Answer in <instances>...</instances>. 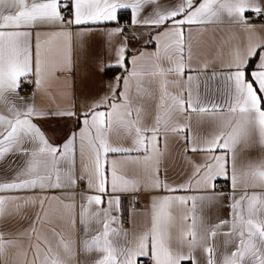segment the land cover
Here are the masks:
<instances>
[{"label": "snow or ice", "instance_id": "1", "mask_svg": "<svg viewBox=\"0 0 264 264\" xmlns=\"http://www.w3.org/2000/svg\"><path fill=\"white\" fill-rule=\"evenodd\" d=\"M118 10L153 50L132 53L136 32L106 30L115 59L95 70L122 75L79 105L38 104L55 103L53 82L87 64L92 26ZM247 12L264 16V0H0V221L28 220L0 230V264H264V35ZM209 25L244 39L209 56L194 40ZM51 119L75 128L54 140L40 123ZM170 139L187 170L179 184ZM81 181L79 204L50 195ZM144 194V227L129 233L121 199ZM224 203L228 216L213 219Z\"/></svg>", "mask_w": 264, "mask_h": 264}, {"label": "crops", "instance_id": "2", "mask_svg": "<svg viewBox=\"0 0 264 264\" xmlns=\"http://www.w3.org/2000/svg\"><path fill=\"white\" fill-rule=\"evenodd\" d=\"M63 10V15L65 18L70 17V12L65 14ZM126 12L127 19L131 24V11L130 10H118L116 21H105L101 22L99 25H93V32L89 37V58L87 64L85 65L83 61L77 69L66 78H61L59 81L53 82L50 92L52 97H54L55 103L52 102L50 97H42L37 95L36 102L43 106H68L73 101L79 105L85 97H94L98 94H103L107 90L109 83L113 81L114 76L122 75V70L115 69L111 72L107 71V74L100 73L95 70V66L98 62L103 61L107 63L114 62V54L112 51V44L116 41L113 40L109 42L108 38L104 35L106 30H112L114 28H122V19H120V13ZM246 17L250 24H253L259 31L260 35H264V16H258L261 18L260 21H256L257 17L252 12H247ZM141 31L145 32L144 37H140L139 33ZM133 32L137 33V39L129 40V47L132 53H136L139 50L147 49L148 51L153 50V46L145 45L144 40L147 39V30L139 29L131 24V34ZM123 36L126 34L123 33ZM230 36H235V39L231 40V44H239L244 39V33L237 26L232 25H209L207 31L201 34L194 35V40L201 45L202 51L206 52L207 55H215L216 52L223 46L225 53L229 47L228 44L224 43ZM256 66V64H255ZM255 66L251 69H255ZM87 75V80L82 82V77ZM213 88H215V83H213ZM201 91L203 89L201 88ZM65 92H70V95L65 94ZM32 93V92H31ZM31 93H25L22 95L29 96ZM41 126L46 130L47 134L54 140H60L64 134L75 128V124L71 120H44L41 121ZM169 154L165 161L167 166V176L170 183L179 184L182 183L187 175V170L182 157V148L174 140L170 139L168 144ZM223 185V188H217V190H222L225 193L230 191L228 183L223 179L217 182ZM88 192L87 185L85 181H81L75 192L65 191L60 193L59 191L50 193V195H64L66 199H71L75 197L77 204L80 203V198L82 194ZM140 200V208H135L132 205L133 198L131 196H124L121 199V221L123 227L129 231V233L141 230L145 224L144 211L148 205L150 197L147 194L138 197ZM34 213V209H27V215L31 217ZM211 216L215 219L217 216L226 218L228 216L227 203L215 208L211 212ZM28 220L22 219L21 217H10L7 221H0V230L17 231L23 227H27ZM143 259V258H142ZM140 264V261H138Z\"/></svg>", "mask_w": 264, "mask_h": 264}, {"label": "built area", "instance_id": "3", "mask_svg": "<svg viewBox=\"0 0 264 264\" xmlns=\"http://www.w3.org/2000/svg\"><path fill=\"white\" fill-rule=\"evenodd\" d=\"M65 14L69 13V10L66 9L64 11ZM255 20L256 21H260L261 18L260 17H255ZM122 28L125 29L124 31V34H126V36H131V24L129 23V21L127 19H124L122 21ZM32 89H33V86L32 85H28L27 88L25 90L22 91V94H25V93H31L32 92ZM217 188H223V185L221 183H218L217 184ZM132 205L135 207V208H140V200L138 198L136 199H133L132 200Z\"/></svg>", "mask_w": 264, "mask_h": 264}, {"label": "trees", "instance_id": "4", "mask_svg": "<svg viewBox=\"0 0 264 264\" xmlns=\"http://www.w3.org/2000/svg\"><path fill=\"white\" fill-rule=\"evenodd\" d=\"M126 16H127V13L126 12H121L120 13V19H124V18H126ZM255 66V58H254V62H252L250 65H249V67L250 68H253ZM111 70H114V69H111ZM111 70H108V72H111Z\"/></svg>", "mask_w": 264, "mask_h": 264}]
</instances>
